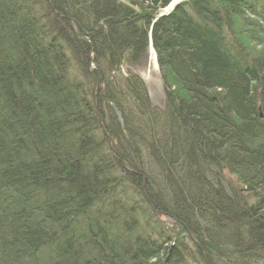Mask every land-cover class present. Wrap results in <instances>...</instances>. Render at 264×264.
<instances>
[{
	"label": "trees",
	"instance_id": "obj_1",
	"mask_svg": "<svg viewBox=\"0 0 264 264\" xmlns=\"http://www.w3.org/2000/svg\"><path fill=\"white\" fill-rule=\"evenodd\" d=\"M171 1L0 0V264H264V0Z\"/></svg>",
	"mask_w": 264,
	"mask_h": 264
},
{
	"label": "rangeland",
	"instance_id": "obj_2",
	"mask_svg": "<svg viewBox=\"0 0 264 264\" xmlns=\"http://www.w3.org/2000/svg\"><path fill=\"white\" fill-rule=\"evenodd\" d=\"M181 1L184 0H180V2ZM168 9H169V4L168 6H166L165 9H163V11L165 12ZM243 25H246V23H243ZM247 29H245L246 31L242 28H237L234 30V34L240 39L241 45L244 46L245 50L249 52H254V53L264 52V37L257 36L256 37L257 39L254 40V37H252V35L249 34L248 32L249 30ZM150 57L151 55L149 48L147 52L146 63L142 66H133V69L144 80L151 103L155 106L162 107L164 105V90H163L164 85L160 78L157 63H155L154 65ZM226 177L227 179L230 180V182L233 185L237 184L235 178L230 174L226 173Z\"/></svg>",
	"mask_w": 264,
	"mask_h": 264
},
{
	"label": "water",
	"instance_id": "obj_3",
	"mask_svg": "<svg viewBox=\"0 0 264 264\" xmlns=\"http://www.w3.org/2000/svg\"><path fill=\"white\" fill-rule=\"evenodd\" d=\"M177 3H178L177 1L174 2V0H172V1L169 3V9L166 10L165 12L162 11V12L159 14V16H160V15H163V14H166V13H167L168 11H170V10H171V9L177 4ZM149 48H150V50H151L152 53H153L155 63H157V62H156V55H155V52H154V50H153V48H152V46H151V43L149 44Z\"/></svg>",
	"mask_w": 264,
	"mask_h": 264
},
{
	"label": "bare ground",
	"instance_id": "obj_4",
	"mask_svg": "<svg viewBox=\"0 0 264 264\" xmlns=\"http://www.w3.org/2000/svg\"><path fill=\"white\" fill-rule=\"evenodd\" d=\"M180 2V0H174V2ZM150 55H151V60L153 61V64L155 65V60H154V56H153V53H152V51L150 50Z\"/></svg>",
	"mask_w": 264,
	"mask_h": 264
}]
</instances>
